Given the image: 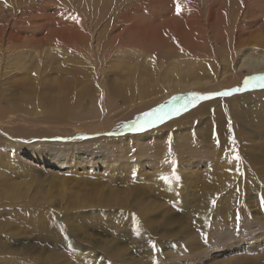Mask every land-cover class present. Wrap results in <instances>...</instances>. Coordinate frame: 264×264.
I'll list each match as a JSON object with an SVG mask.
<instances>
[{
	"label": "rangeland",
	"instance_id": "1",
	"mask_svg": "<svg viewBox=\"0 0 264 264\" xmlns=\"http://www.w3.org/2000/svg\"><path fill=\"white\" fill-rule=\"evenodd\" d=\"M178 2L188 11L183 14L196 10V19L213 13V23L226 28L222 43L228 48L231 40L238 39L237 34H247L245 39L255 37L258 31L264 33V0ZM125 5L131 16L117 18L115 13ZM59 6L75 13L88 37L94 35L89 37L93 66L75 72L76 67L72 70V63L65 62L70 53L62 51L53 58L44 55L39 78L30 69H15L11 56L0 61V98L4 90L0 125L10 130L0 131V264H264V207L260 204L264 196V88L236 90L244 88L245 78L264 76V69H244L239 75L226 76L227 84L214 93L228 95L199 99L186 110L190 98L203 95L199 91L180 94L170 100L175 103L164 104V119L144 131L111 134L103 129L93 136L79 123L100 118H87L99 106L100 98L113 104L108 112L120 114L119 120L131 109L115 94L132 70L130 58L118 60L122 61L118 67L103 57V46L117 44L113 42L119 32L115 19L125 20L126 32L134 37L132 24L136 23L132 20L151 17L154 2L0 0V14L13 8L17 19L6 13L0 18L6 16L4 21L10 27L16 23L13 28L21 41L30 45L28 39L43 37L52 29L53 20H57L54 15L65 19V13L56 10ZM40 23H46L48 29H37ZM201 24L202 32L208 30L206 22ZM182 40L174 49L177 54L195 55L208 44L203 41L205 44L195 50ZM127 42L136 50L148 48L140 41ZM223 44L215 49L221 52ZM162 53L158 49L152 55L159 58ZM65 82L75 101L72 114L59 119L43 114L36 96L46 93L56 98L58 87ZM234 99H240L242 106L238 117L231 110ZM9 115L13 117L10 123ZM131 117V121L137 119ZM87 133L92 135L88 139L84 137ZM129 135L141 137L124 140L121 146L119 140ZM77 136L81 143L96 137L116 138L115 146L122 151L103 148L95 163L86 162L84 155L80 158L86 160L80 163H57L52 158L57 148L53 146L63 148L66 138ZM87 148L93 151L95 146L87 144ZM40 151L47 155L41 158ZM237 154L239 160L234 159Z\"/></svg>",
	"mask_w": 264,
	"mask_h": 264
},
{
	"label": "bare ground",
	"instance_id": "2",
	"mask_svg": "<svg viewBox=\"0 0 264 264\" xmlns=\"http://www.w3.org/2000/svg\"><path fill=\"white\" fill-rule=\"evenodd\" d=\"M178 1L179 0H150V3L154 2V11L152 12L153 15L151 17H147L141 21L139 20L140 22L133 21L130 18L133 23H136L132 24V29L135 32L134 37H130L132 35L129 36L126 32L128 23H126L125 20L120 21L115 19V27L117 30H119V32L115 35L113 42H116L117 44L110 45L109 43L107 46H103L106 51V53L103 54V57L110 59V61H112L110 63H117L116 66L118 67H122V61L120 62L118 60H121V58L125 56L130 58V62L133 65L130 67L132 70L126 74L125 82L122 83V89L116 91L115 94L121 99L122 102L127 104L125 108L131 109H126L127 111L125 112V115L119 120L120 114L110 115L111 112H108V109H111L113 104L110 103V105H108L100 98L97 109H94L92 115L87 117L90 119L95 117L100 118L97 121H87L88 124L79 123L82 126L79 124L77 125H79L81 128L84 127L83 125L88 127L89 133L92 131L91 133L93 136L97 135L99 133L98 131L103 129H107L104 131V133L108 132L112 134V132L115 133L116 131H118L119 134L127 133L130 130L127 125H130L132 121H134H131V119H133L131 116L136 118L140 116V114L149 112L155 107L158 108L160 106H164L166 102L170 101L171 99H176L177 96L185 92L199 91L200 94L205 96L214 93L215 91H219L225 84H227L226 76L229 75L230 77H233L239 75V73L244 69H248L250 71L264 69V33L258 31L255 37H250L248 35V37L245 39H243V37L247 36V34H237L235 37L238 39L231 40V45H229L230 47L228 48L222 43V40H224L222 34L226 33V28L224 25H215L213 23L216 22L213 18V13L210 14L209 17L205 18L202 16L196 19V16L193 17V15H197V11L193 9L190 10L189 8L191 13L187 14L188 11L186 7H182V4L179 5L180 11L178 12ZM147 2H149V0H147ZM121 4H123V1H121L118 6L120 7ZM195 4L193 6H195ZM56 10L57 12L65 13V19L64 17L63 19H59L57 17L58 15H54L56 16L55 18H57V20H53V25L52 23L50 24L52 25V29H48L46 23H40L41 25L39 26L36 25V28H39L41 31L44 29L45 31L47 29L49 31H46L43 37L37 38L35 36L36 38L34 39H28L26 42H28L30 45H26L24 41H21L22 37L13 28L16 26V23L15 25L12 24L13 27H10L9 23H7L6 20L4 21L6 16L17 19L16 11L13 8H8L6 10L4 9L2 14L4 15L6 13V16L5 18H0V61L3 58L11 56L12 59H14L13 62H15V69H30L29 71H35L39 78H41L43 72L42 70L44 69L43 67H40L44 55H48L53 58L55 56L57 57L59 54H62V51L70 53L65 55V58L67 57L65 62L72 63L71 69L73 70V68L76 67L75 72L87 71L85 65L93 66L91 39L94 38V35H90L89 37H91V39H89L85 29L83 30L81 27L79 19L75 18L74 12H70L69 9L60 6ZM185 11H187L185 13L187 15L183 14ZM2 14H0V16ZM115 15L117 18L125 19L131 16V11L128 9V5H125L119 10V12H116ZM51 16L52 15H50V17ZM54 16L52 17L54 18ZM70 20H73L74 22L72 21L71 24ZM219 20H221V17H219ZM202 22H206V24L209 22L207 24L208 30L205 29L203 32L202 28H204V23L201 24ZM112 24H114V19ZM209 30H212V34L209 32ZM110 33L112 32L110 31ZM182 39L185 40L183 43L186 45V47H190L192 49L194 47L195 50L198 46L205 44L201 43L203 41L207 42L208 44L211 42V44L210 47H208V44L206 43L207 47L203 48L198 54L195 55H183V53L177 54L174 52V49L177 45H181L183 41ZM127 40H132L133 42L140 41L139 43L145 44V46L148 48L146 50L142 48H140V50H136L133 44L128 43ZM248 40L251 42L247 43ZM18 42H20V44H17ZM217 44H223L221 52H218V49H215ZM21 45L23 47H20ZM158 49L163 52V55L162 57L155 58L152 53L154 54ZM142 58H144V62L140 61ZM102 59L103 58H101V60ZM132 59H134V61H132ZM27 61L32 62L31 66L26 65ZM128 62L129 61H126V63ZM138 62H141L142 64ZM134 66H136V68ZM70 75L73 76V74ZM83 75L84 73H81V79ZM91 77L93 76L91 75ZM66 83L67 82H65V85L58 87V95H55L56 98L47 96L45 95L46 93L36 96V101L39 103V109L43 114H47L48 116L55 117L57 119L63 117L66 118L68 115L72 114L71 109L74 106L75 101L68 95ZM87 83L88 80H85V82L82 84L85 87ZM64 87H66L65 90H63ZM118 87L119 86L117 85V88ZM29 94L30 93H26V95ZM3 96L4 90L2 92L0 102L1 100H4ZM239 100L240 99L232 100L233 104L231 110L233 111L234 117L239 116L237 112H240L239 110L242 107L238 104ZM248 107L250 109L252 105ZM0 115H2L1 112ZM12 118L13 117L9 115L8 123L12 122ZM112 126L117 127L115 128L116 130H113L114 128H112ZM1 129L10 131L9 129H4L0 125V131ZM89 133H87L88 135H85L84 137L87 138L92 136L89 135ZM140 135H129L122 137L124 139H120L119 144L121 145L124 143V140L127 141L132 138H137ZM103 142L105 143L102 144ZM82 143L80 142L79 136H77L74 138H66L63 148L50 145L54 148L57 147L55 148L52 158L57 163H68L71 161L80 163L82 160H86L85 158H80V156L84 155L86 158H88L86 162L93 163L94 161L95 163L98 160L99 155L102 154L100 151L103 148H106L108 152L113 150H116L117 152L122 151L121 147L115 146L117 144L116 138L102 139L96 137L94 140L89 142L82 141ZM87 144L94 145L95 149L91 151V149L87 148ZM17 148L18 150H21L19 147ZM91 152H94L92 157L89 155ZM33 155L36 156V153L33 152ZM45 155H47L45 151H40L39 156L41 158H43ZM147 162L153 163L154 161H152V159H147Z\"/></svg>",
	"mask_w": 264,
	"mask_h": 264
},
{
	"label": "snow or ice",
	"instance_id": "3",
	"mask_svg": "<svg viewBox=\"0 0 264 264\" xmlns=\"http://www.w3.org/2000/svg\"><path fill=\"white\" fill-rule=\"evenodd\" d=\"M177 11H180V7H179V3L177 4ZM244 88L243 89H236L237 91H241V90H246L247 87L251 86V87H261L264 88V76H250L245 78L244 80ZM228 95L229 93L225 92V93H211L205 96H199V95H194L192 98H190L184 105L185 110L187 109L188 104H194L197 100L199 99H208L210 98V96L212 95ZM169 110L171 111V107L169 108ZM161 113H163V115H161ZM178 110H177V113ZM167 115V113L164 111V106H160L156 109H152L149 112H145L143 114H141L139 117H137L136 120L132 121V123L130 125H127L130 130L132 131H136V132H141L145 130V127H151L154 125V123L158 120L162 121L164 119V116ZM234 142V141H233ZM234 159L239 160L240 157L237 154ZM176 179H179V177L177 176ZM215 203V201H213V204ZM260 204L261 207H264V196L260 197Z\"/></svg>",
	"mask_w": 264,
	"mask_h": 264
}]
</instances>
